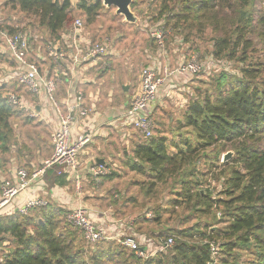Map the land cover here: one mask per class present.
I'll use <instances>...</instances> for the list:
<instances>
[{
  "label": "trees",
  "instance_id": "trees-1",
  "mask_svg": "<svg viewBox=\"0 0 264 264\" xmlns=\"http://www.w3.org/2000/svg\"><path fill=\"white\" fill-rule=\"evenodd\" d=\"M261 2L158 1V13L150 29L163 26L170 31L172 43L179 37L185 45L190 40L188 49L192 53L198 52L197 47H192L194 43L191 41L196 38L204 49L210 50L208 56L202 58L204 61L207 60L211 65L220 64L222 68L225 64L227 68L235 66L238 70H221L215 75H211V71H202V74L209 75L207 89H194L193 94L188 92L184 97L181 120L174 121L177 123L175 130H181L177 142L170 140L166 132L156 131L151 138L146 139L134 130L138 136L128 139L130 143L127 150H130V155L125 154V147H122V157H119L121 168L129 174L150 179L141 188L146 190L148 198L144 201L145 205H149L150 197L161 194L156 190L164 192L166 185L171 184L169 197L172 198L167 199L166 208H154L150 220L160 225L164 221L162 213L171 217L180 207L185 215L181 217V227L170 229L161 224L158 233L151 232L152 236L144 239L137 236L139 247L147 255V258L139 259L133 251L121 245L120 237L94 245L87 243L83 234L65 221L66 209L44 197V207L29 208L26 213H21L20 206L0 213V264H214L211 245L216 246L226 257L225 261L219 259L215 264H240L239 250H251V257L244 264H264V3L257 9ZM6 4L20 13L33 16L36 28L43 34L41 38L37 36L36 42L32 38L29 41L31 47L28 59L38 69L41 64L52 63L45 56V47L65 41L77 13L84 15L87 23H90L102 8L101 2L97 0H7ZM0 31L7 34L18 32L7 26L1 27ZM203 36H206L204 42ZM93 40L89 38L90 43H98ZM39 43L43 47L35 51ZM110 56L111 53L105 58L110 61ZM8 61V66L14 67L10 57L0 48V65ZM148 67L151 66H145ZM102 72L106 70L97 73ZM44 74L49 75L47 72ZM193 77L171 81L169 86L175 89L177 83L184 81L183 84H187L185 87L189 90L188 82ZM14 85L30 94L18 84L17 79L4 80L0 84L2 173L7 165H11L13 157L19 161L20 155L15 147L20 145L21 148L25 144L16 141L13 125L20 122L24 125L35 123L29 113L25 114L7 102L5 97L9 93L27 101L24 94L12 90ZM26 103L31 110L35 109L36 105L28 101ZM36 124H39L37 120ZM171 126L168 125V132L173 130L169 128ZM157 127L162 130L165 125L160 120ZM228 151L233 152L232 159L218 165L220 156ZM43 162L34 170L19 165L15 171L24 169L31 174ZM198 164L202 167H197ZM49 171L54 185L60 188L68 185L69 178L65 174L59 177L54 169ZM113 171L100 179L101 183L96 187L99 189L91 184L90 176L83 177L86 191H94L93 196H96V190L104 189L102 197H95V204L104 211L112 210L105 206L104 201L109 199L114 202L115 198L121 199V195L125 197V189L119 190L121 194L114 197L115 192L119 194L116 191L118 182H114L119 172ZM207 175H211L220 185L217 193L202 191L203 183L200 180ZM133 180L134 186L144 183ZM126 189L128 191L129 188ZM115 201L120 206L111 211L112 221L135 213L134 209L143 210L138 198L132 195L126 196L121 203ZM218 213V218L225 223L222 233L211 229L217 223ZM201 217L207 219L199 221ZM194 219L198 222L189 225L190 220ZM170 238L173 239V245L164 248Z\"/></svg>",
  "mask_w": 264,
  "mask_h": 264
},
{
  "label": "built area",
  "instance_id": "built-area-1",
  "mask_svg": "<svg viewBox=\"0 0 264 264\" xmlns=\"http://www.w3.org/2000/svg\"><path fill=\"white\" fill-rule=\"evenodd\" d=\"M148 33L157 49L163 51L165 39L169 32L163 26H159L149 29ZM31 38L36 42L38 37L36 35L30 37L28 33L20 31L12 34L0 31V47L4 49L14 63L12 68L5 67L9 73L7 75V71L5 72L6 77H3V80L17 79L18 84L25 87L33 97L43 99L41 103L53 113L55 122L51 135L52 154L49 159L43 162L40 168L31 174H28L24 169H18L14 173L13 180L2 182L0 187V213L13 210L12 205L15 199L32 185L44 186L46 173L55 167L65 169L66 174L69 176L76 174L73 181L74 190L77 196L81 195L84 179L77 174L80 166L78 157L85 147L91 143L92 137L83 133L74 136L72 130L77 124H82V127H84L91 117V111L83 104L82 92L69 93L68 99L62 105L56 100V93L61 78H69L82 65L90 66L97 69V71L109 68V65L103 63V59L109 54L108 40L90 43L80 20L73 22L64 42L45 47L46 58L54 64V71L51 76L41 73L36 65L29 62L28 56L31 47L29 41ZM196 59L195 56H192L189 60L180 62L174 67L166 65L158 68L152 66L144 68L140 73L139 90L132 97L129 109L123 114L122 124L133 128L146 139L151 138L154 130L151 111L158 92L163 87L168 86L170 88L169 82L171 81L176 82L183 77L195 75L197 70ZM65 63L70 64V68L63 69ZM5 98L10 105L29 113L31 118L38 117L35 109L31 110L28 104L15 94L9 93ZM87 172L91 181H93V185L97 187L100 179L109 175L111 170L104 165L93 163L89 166ZM44 206H46L45 199L31 198L20 207V212L26 213L29 208ZM93 215L90 208L80 205L77 208L66 210L65 221L74 229L80 231L89 244L94 245L100 241L115 240L116 237H120L122 238L120 242L122 246L133 251L139 259L147 258L146 251L142 250L136 242L137 235L130 232L129 236L126 234V230H132L133 220H129L128 223L111 222V220L105 224H98V227ZM152 217V211H146L139 218L150 220ZM112 231L115 233L112 234ZM173 243L172 238L168 239L164 244V248H170ZM146 250H150V248H146ZM216 251V246L211 245V256H215Z\"/></svg>",
  "mask_w": 264,
  "mask_h": 264
},
{
  "label": "crops",
  "instance_id": "crops-1",
  "mask_svg": "<svg viewBox=\"0 0 264 264\" xmlns=\"http://www.w3.org/2000/svg\"><path fill=\"white\" fill-rule=\"evenodd\" d=\"M149 40L150 45L145 43L141 37L132 34L127 39L130 44L127 46L122 45L118 49L119 52H115L116 55L111 53L110 61L109 59H103V63L109 65V69H105L108 72L97 73V69L94 68V71L90 66L82 65L69 78H62L58 85L56 100L61 105L66 102L68 95H70L69 93L82 92L84 97L83 104L91 111V117L85 126L82 127V124H77L72 130L74 136L83 133L92 137L91 143L79 154L80 166L77 173L79 176L85 177L88 175L87 170L93 163L105 165L114 162L118 166V163L122 162L119 158L120 150L125 144H127L125 148L129 149L130 142L128 139L132 138L130 135H135V133H132L134 131L133 128L122 124V116L129 109L132 97L139 90L141 67L143 68L146 65L155 68L166 65L174 67L178 63L183 62L184 58L187 59L184 53L180 54V49L176 48L172 53L171 51L168 52L167 48H165L166 51L165 49L161 51L156 48L154 41L152 42L150 38ZM117 61L120 63H116ZM112 64L113 68H111ZM0 67L12 68V66L6 64H1ZM65 68H70V64L65 63L63 69ZM53 71V65L50 63L46 67L45 72L51 76ZM3 79V77L0 79V83L4 81ZM176 85L177 87L173 91L168 86L161 88L152 108L153 112L154 110L162 112L159 120L166 124V130L169 125L167 121L170 119V108L167 109V106L170 105L169 99L185 102L184 95L181 94L187 90L186 84L184 85L181 82V84L177 83ZM23 94L25 96V93ZM25 98L28 103L36 105L37 122L42 124L48 131L53 130L55 118L53 113L41 103L43 99L38 97L35 101V97L33 98L31 94H28ZM181 102L179 105L177 104V107L183 109L184 104L180 105ZM42 162L39 159L19 162L16 157H13L10 167L3 174L0 171V181H2L1 179L13 180L15 169L19 165L29 170H34ZM54 172L59 177L65 174L70 181H68V185L64 188L57 187L53 184V176L48 173L44 179V186L32 185L15 199L12 205L13 208L16 209L24 205L31 198L39 197L44 199V197H48L66 210L77 208L80 205L90 208L94 214L95 223L99 225L111 220L112 212L110 210H101L97 207V203L95 204V197H102L105 194L104 189L97 193L95 192L96 196H93L94 191H86L87 187L84 184L81 195L77 196L73 182L76 174L69 176L66 174L65 169L61 167H55ZM105 215L108 217L105 218Z\"/></svg>",
  "mask_w": 264,
  "mask_h": 264
},
{
  "label": "rangeland",
  "instance_id": "rangeland-1",
  "mask_svg": "<svg viewBox=\"0 0 264 264\" xmlns=\"http://www.w3.org/2000/svg\"><path fill=\"white\" fill-rule=\"evenodd\" d=\"M92 1H96V0H92ZM97 1L101 2L102 8L98 14L94 15V17L92 18V22L87 23L86 17L82 14H79V13H77V16L74 18L75 20H80L83 23L84 32L87 34L88 39L92 38V39H94L93 41H97V42H101V41H104L107 39L108 43H109L108 52L112 53L113 55H116L115 52H119L118 49H120V47L122 45L127 46L128 44H130L129 42H127V39L132 34L133 35L135 34L137 37H141V39L145 43H147L148 45L151 44L150 40H149L150 37H149L148 30L150 29V26L154 25V24H152V21H153V23H155L154 20H156V16L158 13V7H159L158 1L159 0H132L131 5H133V8H131V6H130V9H131V12L134 14V16L137 18L136 24H129V23L125 22L123 17L115 15V10L113 8L107 9L106 7L103 6L102 0H97ZM6 2H7V0H0V28L7 26V27H11L12 29H14L16 31H22V32L28 33L29 35H36L39 38H41L43 34L36 28V25H35L36 22H35L34 17L20 13L16 9H12L10 5L6 4ZM263 3H264V0H262L260 6H258L257 9H259V7L261 8ZM167 31L169 33L165 39V43H166V41H168L167 42L168 45L166 46V48L168 49V52L171 51V53H172L173 50L178 48V49H180V54L184 53L185 57L187 58L186 61L189 60L192 56H195L197 58L196 59L197 70L195 72L194 77L191 79L190 82H188V86L190 89L189 90L184 89L185 91L182 92V94H181V95H184V97L186 95H188L187 94L188 92L190 94H193L194 89H197V88L207 89L206 83L209 80V75L208 74H202L203 70L207 71V72L211 71L212 72L211 75H213V74L215 75V73H218L221 70H223V71L225 70L228 72H230L231 70L233 72L238 71L235 68V66L227 68V66L225 64L222 68V67H220L221 66L220 64L219 65L213 64V62H212L213 65H211V63H209L207 60L204 61L202 58L205 56H208V53L210 52V50L208 48V50H209V52H208L207 49H204L201 42L199 40H197L196 38L191 39V41H192V43H194V45H192V47L193 46L197 47L198 52L192 53L190 51V49H188L190 47V40L188 42L189 44L185 45V44L181 43L182 38L179 37V38H181L180 40L178 38L172 43V40L170 39V35H171L170 31L169 30H167ZM202 38H204L203 42L206 41L205 40L206 36H203ZM40 46H42V45L39 43L35 47V51H36V48H38ZM164 48H165V44H164ZM176 52H179V51H176ZM33 57L34 56L32 55V58ZM261 57L259 59H262ZM104 59L106 60V58H104ZM48 63L49 62H47V64L39 65V70L41 71V73L44 74L46 67L49 66ZM116 63H120V62L117 61ZM9 64H10V61H8L6 63V65H9ZM111 68H113V64H112ZM144 68L145 67H143V68L141 67L140 70L142 71ZM92 69L94 70V68H92ZM228 69H230V70H228ZM7 70L8 69H6V68L0 67V78H2L4 76L6 77L5 72ZM141 71H140V73H141ZM106 72H108V71H106ZM8 73H9V71H7L6 74L8 75ZM61 81H62V78H61ZM183 83H184V81H183ZM12 90H14L16 93H20L21 95L23 93H25V96L26 97L28 96V94L25 91L17 88L15 85L12 87ZM12 90H10V91H12ZM34 100L36 101V98H34ZM169 101H170V103H169L170 105L167 106V109L170 108V113H169L170 119H168L167 122L169 123V125L173 126V128H171L172 126L169 127L170 129H173V130L171 132H168V128H167V130L165 128L162 130L158 129L157 123H158V121H160L159 119H161L160 115L162 114V112H160V111L158 112V111L154 110V112L152 114V118L154 121L153 133H156V131H157V133L158 132H166L165 135L170 140L177 142L180 139L181 130H175L177 123L174 121L176 119L181 120L182 109L180 107H177L179 105V103L181 102V100L176 101L173 99H169ZM184 103L181 102L180 105H183ZM25 114H27V113H25ZM34 120H35V123L30 124V125L20 124L22 122H20L18 125H16V124L13 125L14 126V134L16 136V141L18 143H25L21 148H20V145L16 146V147L14 146L16 149L15 151L19 152V155H20L19 162L37 160V159H39V161H45V160L49 159L51 154H52L51 135H52L53 130L51 129L50 131H48L42 124H40V123L36 124V118H34ZM164 125L166 127L165 123H164ZM132 133L133 134L135 133V135H133V136H138L135 131H133ZM130 136L132 137V135H130ZM22 141H24V142H22ZM46 145H49V146H46ZM126 145L127 144H125L123 146L125 147ZM122 149L120 150V153H122ZM124 150H125L126 154L130 155V150H127L125 148H124ZM228 153H230V158L227 161H223L224 155H226ZM120 157H122L121 154H120ZM232 157H233V152H231V151H228V152L222 154L219 158L220 160L218 161V165H222L223 163L230 161L232 159ZM112 163H110L109 165L105 164L104 166L108 167V169H110V170H114L113 172H115V171L119 172V177L116 178L117 181H114V182H118L117 183L118 190L116 189V191H118V192H119V190L124 191V189H125V193L122 192V193H124L125 197H123V195H121L119 197L121 199L115 198V200H117L118 202L121 203V202H123L124 198H126V196L132 195V197L138 198V204L143 207V210L134 209L135 213H129L127 216H124V217H122L121 220H119V221H121V223L122 222L128 223L129 220L134 221L132 223V225H133L132 230L131 231L129 229L126 230V234L128 236L130 235V233H132L134 235L136 234L138 237H145V238L148 236H152L151 232L158 233L160 231V229H161L160 225L161 224L166 226V227H169L170 229L181 227V217H183L185 215H184V213L180 207H178L175 210L176 214L171 215V217H168L167 213H162V218L164 221L160 225H156L155 223H153L152 220H150V221L146 220L145 221V220H141L139 218L142 216V214H144L147 211V209H148V211H152L154 213L153 210L156 207H159L160 210L162 208H166L165 206H166L167 199L172 198V196L169 197V194L171 193V192H169L171 189L170 183H168L166 185V187L163 189L164 192L156 190L157 193L160 192L161 194L156 196V197H153V198L150 197L149 205H145L144 201H146V199H148V198L145 195L146 190L141 189V188L144 187L145 182L149 181L150 179L142 177L140 175H135L132 173L129 174V172H127L126 169L121 168V165H120L121 163H118V166L114 162H112ZM9 167L10 166L7 165V169ZM197 167L201 168L202 165L198 164ZM52 169H55V168H52ZM1 174H3V173H1ZM132 179H137V180L144 182V183H139L137 186H134L133 185L134 180L131 181ZM1 180L2 181H0L1 182L0 187H1L2 182L5 181L6 179H1ZM200 181L203 183L201 186L202 191L210 190L211 192L216 191V193H217L219 191V189L221 188L220 185L215 182L214 178L211 175H207V176L202 177V179ZM91 184H93V181H91ZM87 186L89 187L90 184H88ZM94 188H96V187H94ZM99 188L100 187H98L96 189H99ZM126 188H129L128 191ZM96 191L99 192L100 190H96ZM120 194H121V192H119V194H116V192H115L114 197L116 195H120ZM115 200H114V202L112 200H109V199L104 201L105 206L109 209L110 208L112 209L110 211H113L114 209H116V206H120V204L117 205V202ZM109 205H112V206H109ZM160 213H161V211H160ZM218 216H219V213L217 214V223L211 229H213L214 231H219V233H222L225 229V223H223L222 219L218 218ZM107 217L108 216L105 215V218H107ZM202 218L203 217H201L199 219V221L200 220L205 221L207 219V218H203V219ZM194 220L195 221L190 220L191 222L189 225H194V223L198 222V220H196V219H194ZM96 226L99 227L98 224H96ZM106 232L109 233L108 231H106ZM114 233L115 232L112 231V234H114ZM139 235H142V236H139ZM209 247H210V245H209ZM216 249H217V247H216ZM210 251H211V247H210ZM217 252H218V255H217ZM237 254L239 255V257H238L239 263L244 264L248 261V259H250L252 253H251V250H248V251H240L239 250V251H237ZM213 258H215L214 264L216 263V261H219V259H221V260L224 259V261L226 260V257L218 249L216 251V255L213 256Z\"/></svg>",
  "mask_w": 264,
  "mask_h": 264
},
{
  "label": "water",
  "instance_id": "water-1",
  "mask_svg": "<svg viewBox=\"0 0 264 264\" xmlns=\"http://www.w3.org/2000/svg\"><path fill=\"white\" fill-rule=\"evenodd\" d=\"M132 0H102V4L107 9H115V14L124 18V21L129 24H136L137 18L131 12ZM230 158V153L224 155L223 161H227Z\"/></svg>",
  "mask_w": 264,
  "mask_h": 264
}]
</instances>
